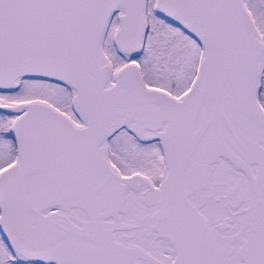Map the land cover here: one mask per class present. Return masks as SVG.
<instances>
[{"label":"snow or ice","instance_id":"1","mask_svg":"<svg viewBox=\"0 0 264 264\" xmlns=\"http://www.w3.org/2000/svg\"><path fill=\"white\" fill-rule=\"evenodd\" d=\"M0 264H264V0H0Z\"/></svg>","mask_w":264,"mask_h":264}]
</instances>
